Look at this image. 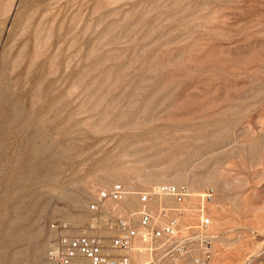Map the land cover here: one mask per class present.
Returning a JSON list of instances; mask_svg holds the SVG:
<instances>
[{
  "label": "rangeland",
  "instance_id": "rangeland-1",
  "mask_svg": "<svg viewBox=\"0 0 264 264\" xmlns=\"http://www.w3.org/2000/svg\"><path fill=\"white\" fill-rule=\"evenodd\" d=\"M115 182L213 188L212 264H264V0H0V264Z\"/></svg>",
  "mask_w": 264,
  "mask_h": 264
},
{
  "label": "built area",
  "instance_id": "built-area-1",
  "mask_svg": "<svg viewBox=\"0 0 264 264\" xmlns=\"http://www.w3.org/2000/svg\"><path fill=\"white\" fill-rule=\"evenodd\" d=\"M213 188L185 183L134 189L115 182L88 201L87 222L52 225L49 264H212Z\"/></svg>",
  "mask_w": 264,
  "mask_h": 264
}]
</instances>
